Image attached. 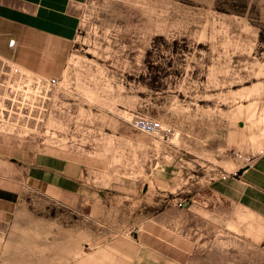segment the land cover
Returning a JSON list of instances; mask_svg holds the SVG:
<instances>
[{"label":"rangeland","instance_id":"374dc122","mask_svg":"<svg viewBox=\"0 0 264 264\" xmlns=\"http://www.w3.org/2000/svg\"><path fill=\"white\" fill-rule=\"evenodd\" d=\"M77 18L46 77L57 85L0 60V133L49 158L46 195L43 166L9 170L32 217L21 251L31 264H264L248 229L200 210L212 178L247 168L236 155L264 154V0H84Z\"/></svg>","mask_w":264,"mask_h":264},{"label":"crops","instance_id":"0c3cea01","mask_svg":"<svg viewBox=\"0 0 264 264\" xmlns=\"http://www.w3.org/2000/svg\"><path fill=\"white\" fill-rule=\"evenodd\" d=\"M84 0H0V60L34 77L52 75L59 46L71 42L78 29L77 9ZM14 40L13 47H9ZM47 152L33 156L31 143L0 133V264H31V255L21 244L31 242V211L18 203L14 173L30 164H40L37 181L47 194ZM31 172V170H30ZM223 174V173H222ZM11 175V176H10ZM31 175L25 178L28 181ZM207 184L201 213L215 225L248 229L249 243L264 244V154L242 170L237 178H214ZM24 189V188H22ZM20 193V192H19ZM27 239V243H26ZM172 246V245H171ZM175 248V246H173Z\"/></svg>","mask_w":264,"mask_h":264},{"label":"built area","instance_id":"2783aa9c","mask_svg":"<svg viewBox=\"0 0 264 264\" xmlns=\"http://www.w3.org/2000/svg\"><path fill=\"white\" fill-rule=\"evenodd\" d=\"M15 44L14 40H10L8 45L9 47H13ZM34 80L36 84H45L46 86H55L57 85V80L53 77L51 78H40V77H34ZM133 127L139 130L142 133L150 134V135H157L161 134L162 138H169L172 135V131L170 127L162 125L157 120L148 118V117H135L133 120ZM237 159H242V161H245L244 167H250L252 163L254 162L253 159L250 158H242L239 155L235 156ZM238 173V169L231 173L216 175V178H220L221 180H225L229 176L236 177ZM214 179V178H212ZM182 204L179 203V206Z\"/></svg>","mask_w":264,"mask_h":264},{"label":"bare ground","instance_id":"6f19581e","mask_svg":"<svg viewBox=\"0 0 264 264\" xmlns=\"http://www.w3.org/2000/svg\"><path fill=\"white\" fill-rule=\"evenodd\" d=\"M129 117V116H128ZM125 118V117H124ZM134 120V119H133ZM159 135V134H158ZM158 137V136H157Z\"/></svg>","mask_w":264,"mask_h":264}]
</instances>
